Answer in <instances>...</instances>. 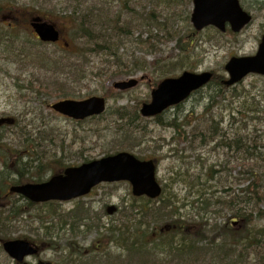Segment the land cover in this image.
I'll return each mask as SVG.
<instances>
[{
  "label": "rangeland",
  "instance_id": "374dc122",
  "mask_svg": "<svg viewBox=\"0 0 264 264\" xmlns=\"http://www.w3.org/2000/svg\"><path fill=\"white\" fill-rule=\"evenodd\" d=\"M14 1L19 4H29L31 0ZM61 1L59 0V2ZM240 3L243 9L252 16V22L238 34L228 32L221 34L214 28H207L196 34L193 40L194 44L191 45L187 58L183 60V67L176 68L177 70L171 74V77H177L183 71L196 73L213 71L219 76L227 77L224 67L231 57H243L256 53L264 34V0H240ZM133 4L136 7L135 10L141 14L154 11L155 18L162 23V29L172 30V33L178 30L182 34L191 32V29H193L190 23L193 6L189 0H142V2L133 0ZM63 25L65 27L71 26L69 24ZM1 26L8 25L2 24ZM14 26L20 28L22 37L25 40L28 34L25 26L23 24ZM64 31L68 32L67 29H64ZM157 34L161 36L160 30L157 28L143 26L135 30L130 39L124 41V46L120 49V55L131 61L135 58L141 59L142 64L148 66V71H141L133 76L138 79L144 77V80L132 91L125 93V95L122 94L123 97H110L107 113L102 118L90 120L83 125L66 120L53 113L48 108L54 103L53 95L47 94L40 98L30 95L29 98L25 99L26 91L24 89L20 90L19 87H24L27 81L32 78L41 80L43 77L42 72L36 70L38 68L26 65L21 59L10 58L12 56L11 51L0 46V118L7 117L16 120V127L0 129V141L8 144L24 143L25 141H20L19 138V136L24 135L28 143L34 144L33 148L38 154V159L48 162L51 158L56 160L62 158V162L66 166L78 165L85 160L98 159L110 152L115 153V151L120 150L128 151L141 158L154 159L159 165V179L163 183L166 184L167 182L169 184L170 188L167 194H174L178 199H184L186 195V191L180 182L183 179L182 175H186L187 171L189 176H196L201 172L205 173L206 168L215 163L216 167L221 165L220 169L219 167L216 169L224 171L222 175L228 177L227 186L220 190L221 192L225 190L227 193L222 195L226 197L229 193L237 192L242 188L240 185L242 169L239 163L242 162L243 156L239 152L238 154L236 152L230 153L222 148H216V141L200 147L198 142L191 144L181 142L180 137L186 134L190 139L194 129L200 131L214 130L218 127L216 126L218 124L219 129L217 131H230V125L235 120L237 122L236 131L239 134H245L244 127L246 126L247 135H252L254 131H257L258 135L264 139V117H262L264 115V78L247 77L238 85L237 91H234L237 94L231 95L232 91L228 92L225 99L215 98L213 100L215 90L210 88H205L194 94L179 108H173L164 114L166 122L172 123V121H175L177 125H180L181 130L171 128V126L159 125L155 120L144 119L139 113L135 116V111L139 112L141 104L150 100L152 86L161 81L163 77L160 76L161 74L159 76L155 75L156 60L166 57L176 60L179 53L176 51V42L165 41L159 47L160 52L150 54L144 48V43L150 35L153 37ZM59 49L55 46L46 48L48 53L51 54L60 53ZM41 50L44 51L42 48ZM81 65L82 67L86 65L87 71L92 73V71H96L102 66V63L98 57L90 54L83 58ZM33 73L34 76H32ZM125 79L128 78L102 81L88 77L82 82L83 93L88 92V94H85L87 96H103L114 81ZM36 88L37 85H35ZM47 92L52 93L54 90L51 89ZM206 108L211 111L207 116L203 114ZM117 113L124 115V120L118 121V117L114 116ZM213 116L216 123L211 121ZM210 125H214L215 128H211ZM126 134L131 135L132 142L124 140L123 137ZM186 136H184V140H186ZM230 136L232 137L231 134ZM23 151H25V148H23ZM197 162L204 163V166H200ZM52 163H55L54 160H52ZM54 167L55 169L58 168L56 164ZM14 169V163L6 167L9 172L14 173ZM2 170L0 164V173ZM52 172L51 168L45 169L42 173L43 180L47 179ZM236 181H238L237 184ZM209 184H214V182H209ZM78 203L89 207L94 214L92 217L99 218L101 226H107L112 222L115 224L117 218H119L117 214L112 217L106 216V210L109 206L119 207L120 210L132 206L139 208L146 201L134 200L131 195V188L127 183L103 184L97 189L95 188L89 196L83 198L80 202L74 201L64 206L59 205V207L44 205L33 211L30 210L28 216H26L28 219L20 223V229L16 230L14 228L12 230L9 239L27 237L45 243L46 241L43 240L42 235L47 230L44 226H50L49 224L46 225L45 219H48L51 214L69 213L75 209ZM260 209L264 213V203L260 206ZM229 216L227 213H222L220 217L213 216V220L225 222ZM37 218L43 220V225ZM53 223H56L55 220H53ZM257 224L264 226V219L258 220ZM69 229L70 226H65L59 234L54 231L55 237L60 235L56 251L48 250L49 246L47 247L44 244L41 256L38 259L28 258L27 263L55 264L54 261L58 263L59 260H67L66 256L75 245L87 250L89 253L90 250L88 249L99 236L98 233L86 232L79 236L77 240H68L70 239ZM81 230L84 231V228H81ZM69 243L75 244L70 246ZM113 247L112 245V250ZM0 264H15V262L0 250Z\"/></svg>",
  "mask_w": 264,
  "mask_h": 264
},
{
  "label": "trees",
  "instance_id": "16d2710c",
  "mask_svg": "<svg viewBox=\"0 0 264 264\" xmlns=\"http://www.w3.org/2000/svg\"><path fill=\"white\" fill-rule=\"evenodd\" d=\"M131 2L132 0H117L115 5L112 0H62L61 2L31 0L29 4H19L14 0H0V20L15 14L22 16L46 14L54 16L52 18H56L55 21L59 24L62 22L61 24L71 25L69 27L73 31V48L71 52H66L68 55H73L72 59L68 55L65 58L62 55L56 58L55 54L50 56L44 52L38 53V57L35 55L32 61L37 66L45 68L51 76L42 82L39 79L31 80L27 87L40 95L49 94L47 91L51 89L54 90L51 94L56 93L57 97L71 95L65 90L66 84L56 76L65 71L75 72L78 69L75 64L90 54L98 57L102 62L97 72L102 80L131 76L143 70L141 59L126 60L120 55V49L124 46V41L130 39V31L136 29L137 25L141 23V26L147 23L150 25L151 22L155 23V20L154 16H151L153 13L138 17L136 14H131ZM22 22L26 21L22 20ZM177 32L172 33V30L164 29L165 34L162 38L148 39L145 48L150 50L149 53L159 52L160 43L174 40L180 50L181 58L177 62L180 64L193 43L194 35L191 32L185 34ZM20 33L21 31L17 29L0 28V46L11 51L13 55L10 58L30 62L32 56L26 53L27 46L20 41ZM27 39L32 49L39 45L31 38ZM47 61H51L50 65L46 64ZM159 62L167 61L159 60ZM172 70L170 69V72ZM222 79V76L215 75L211 84L213 86L211 88L215 89L219 98H225L223 91L226 88L221 84ZM35 85H37L36 89ZM207 114L208 111L205 115ZM212 122L216 123L214 119ZM161 123L181 130L180 125L175 121ZM216 126L218 127L214 130L194 129L190 139L185 134L180 140L190 144L198 142L200 147L217 141L216 148H222L230 153L239 152L243 156L242 162L239 163L242 169L240 173L242 188L237 192L233 194L228 192L226 197L222 195L227 193L225 190L222 192L220 190L227 186L228 177L222 175L224 171L219 170L221 165L216 167L213 163L206 168L205 173L189 176L187 171L186 175H182L183 179L180 182L186 191L184 200L176 198L174 194H167L170 187L166 182L163 185V196L157 201L158 206L156 203L146 208L124 207L116 213L119 215L117 222L109 223L107 230L101 227L99 218L92 217L94 214L91 209L80 204L69 213L51 214L45 219L46 225L50 226H44L47 231L42 238L47 243L36 239L32 241L42 250L43 245L46 244L47 247L49 246L48 250L56 251L60 235L55 237V233L59 234L65 226H70L68 240H77L86 232L98 233L99 236L88 249L89 253L75 245L71 253L66 256L67 260L62 259L58 263L54 261L55 264H264V226L257 224L258 220L264 219V213L260 209L264 203V139L257 131L247 135L246 126L245 134L242 135L237 131H217L219 124ZM210 127L215 128L214 125ZM231 132L232 137L229 136ZM184 136L187 137L186 140ZM19 138L20 141H26L24 135ZM124 140L132 142L131 135L126 134ZM2 147L0 151L6 150V158L3 159L5 167L8 166V161L16 164L14 176H18L16 180L9 178L8 175L4 176L0 178V183L8 180L20 183L19 178L26 176L21 173L23 171L27 173L31 165L27 161L24 162L23 157L18 152H14L16 150L10 145ZM197 163L204 166V163ZM218 167L219 169H216ZM34 168L37 167H31ZM3 185H0V250L1 243L9 239L14 228L20 229V223L28 219L26 216L31 210L26 211L24 206L11 204ZM186 210L190 213L188 214ZM222 213L233 214L235 219H241L240 223L231 226L229 221L219 223L213 220V216L220 217ZM37 219L43 225V220ZM53 220L56 223H53ZM81 228H84V231ZM161 230L164 232L162 233ZM69 244L72 246L75 243ZM111 244L114 245L113 250L109 247Z\"/></svg>",
  "mask_w": 264,
  "mask_h": 264
},
{
  "label": "water",
  "instance_id": "95a60500",
  "mask_svg": "<svg viewBox=\"0 0 264 264\" xmlns=\"http://www.w3.org/2000/svg\"><path fill=\"white\" fill-rule=\"evenodd\" d=\"M192 23L200 31L214 26L224 32L229 23L234 32H240L250 23L251 17L241 9L238 0H195ZM36 36L42 42L55 43L60 38L57 25L40 17L31 20ZM66 46L67 43H65ZM230 79L225 83L232 86L250 73L264 75V36L255 56L232 58L225 67ZM213 78L211 73L193 74L185 72L177 79L163 81L152 94V102L144 104L141 113L145 117L162 114L169 107L186 100L193 91L208 84ZM137 85L136 80L115 84L120 90H127ZM53 108L69 117L85 119L100 115L105 110L101 98H92L84 102L64 101ZM9 122L3 120L0 124ZM128 181L136 197L147 196L156 199L162 189L156 180L154 161H140L129 153H119L101 160L83 164L78 168H69L64 174L53 177L50 181L38 185L13 187L11 191L19 193L33 202L52 200L68 201L90 193L101 182ZM4 250L17 262H23L27 256L37 254V250L27 241H8Z\"/></svg>",
  "mask_w": 264,
  "mask_h": 264
},
{
  "label": "bare ground",
  "instance_id": "6f19581e",
  "mask_svg": "<svg viewBox=\"0 0 264 264\" xmlns=\"http://www.w3.org/2000/svg\"><path fill=\"white\" fill-rule=\"evenodd\" d=\"M3 175H4V176H7V175H8L9 178H12V176L14 175V173H13V172H9V171H7V170L5 169V171L3 172Z\"/></svg>",
  "mask_w": 264,
  "mask_h": 264
}]
</instances>
